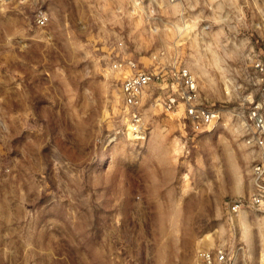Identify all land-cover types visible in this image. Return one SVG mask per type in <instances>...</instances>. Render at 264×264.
Listing matches in <instances>:
<instances>
[{
	"label": "rangeland",
	"instance_id": "1",
	"mask_svg": "<svg viewBox=\"0 0 264 264\" xmlns=\"http://www.w3.org/2000/svg\"><path fill=\"white\" fill-rule=\"evenodd\" d=\"M117 59L187 68L218 121L192 133L164 78L131 138ZM256 61L264 0H0V264H196L216 246L264 264V211L228 208L260 160Z\"/></svg>",
	"mask_w": 264,
	"mask_h": 264
},
{
	"label": "built area",
	"instance_id": "2",
	"mask_svg": "<svg viewBox=\"0 0 264 264\" xmlns=\"http://www.w3.org/2000/svg\"><path fill=\"white\" fill-rule=\"evenodd\" d=\"M174 1L176 0H170V2ZM137 6V2H134L133 8L137 10ZM47 21L48 14L39 11L37 24L42 27ZM111 68L115 71H129L121 81L120 94L126 117V132L133 139H141L144 135L140 110L144 89L149 84L162 81L164 78L169 80L170 88L174 90L175 95L164 104L165 110L172 111L179 105L182 106L183 124L188 125L192 133L199 134L210 130L220 117V109L200 101L196 79L185 67L175 66L166 70L160 67L142 69L133 60L117 59L111 64ZM253 68L259 74L264 71L260 61H256ZM258 97L252 102L247 115L250 133L246 137V143L260 152V160L251 167L250 171L253 192L247 198L230 201L228 208L231 213L246 209L264 211V87L258 89ZM196 264H232V261L224 247L216 246L199 248L196 251Z\"/></svg>",
	"mask_w": 264,
	"mask_h": 264
}]
</instances>
